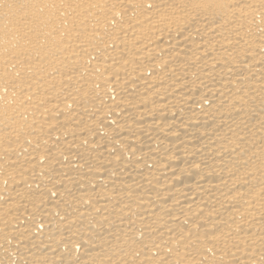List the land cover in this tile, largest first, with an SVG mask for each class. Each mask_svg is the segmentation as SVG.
<instances>
[{"label": "bare ground", "instance_id": "obj_1", "mask_svg": "<svg viewBox=\"0 0 264 264\" xmlns=\"http://www.w3.org/2000/svg\"><path fill=\"white\" fill-rule=\"evenodd\" d=\"M0 264H264V0H0Z\"/></svg>", "mask_w": 264, "mask_h": 264}]
</instances>
